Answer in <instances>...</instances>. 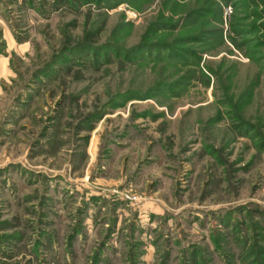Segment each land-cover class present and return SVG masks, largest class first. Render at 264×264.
Segmentation results:
<instances>
[{
    "label": "rangeland",
    "instance_id": "1",
    "mask_svg": "<svg viewBox=\"0 0 264 264\" xmlns=\"http://www.w3.org/2000/svg\"><path fill=\"white\" fill-rule=\"evenodd\" d=\"M0 264H264V0H0Z\"/></svg>",
    "mask_w": 264,
    "mask_h": 264
},
{
    "label": "built area",
    "instance_id": "2",
    "mask_svg": "<svg viewBox=\"0 0 264 264\" xmlns=\"http://www.w3.org/2000/svg\"><path fill=\"white\" fill-rule=\"evenodd\" d=\"M225 12H230V7L229 6H226Z\"/></svg>",
    "mask_w": 264,
    "mask_h": 264
}]
</instances>
